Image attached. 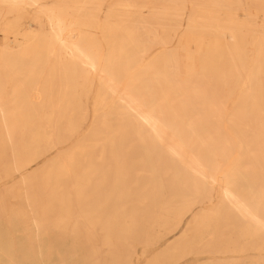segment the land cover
Listing matches in <instances>:
<instances>
[{
    "label": "bare ground",
    "instance_id": "1",
    "mask_svg": "<svg viewBox=\"0 0 264 264\" xmlns=\"http://www.w3.org/2000/svg\"><path fill=\"white\" fill-rule=\"evenodd\" d=\"M0 35V264H264V0H0Z\"/></svg>",
    "mask_w": 264,
    "mask_h": 264
},
{
    "label": "rangeland",
    "instance_id": "2",
    "mask_svg": "<svg viewBox=\"0 0 264 264\" xmlns=\"http://www.w3.org/2000/svg\"><path fill=\"white\" fill-rule=\"evenodd\" d=\"M1 42H2V36L0 35V43ZM17 240L20 241L21 237L19 236V238ZM67 245H68L67 241L58 243V244L55 245V250L65 251L66 249H68ZM139 252H140V249L138 250V254H140ZM49 262L51 264H59V260H58V258L55 255H51L50 256Z\"/></svg>",
    "mask_w": 264,
    "mask_h": 264
}]
</instances>
